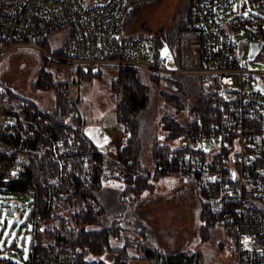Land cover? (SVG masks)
Masks as SVG:
<instances>
[{"label": "built area", "instance_id": "1", "mask_svg": "<svg viewBox=\"0 0 264 264\" xmlns=\"http://www.w3.org/2000/svg\"><path fill=\"white\" fill-rule=\"evenodd\" d=\"M153 1L0 0V55L22 49L41 50L51 61L64 66L65 93L74 102L78 86L73 73L79 67L117 65L158 74L201 75L225 104L216 107V103L207 118L201 114L190 118L176 136L180 144L169 150L168 158H157L156 168L198 189L214 219L233 224L237 238L235 264H264V87L256 85L264 69L243 65L239 44L233 37V29L250 23L256 30L254 41L264 42V19L252 21L238 14L222 18L233 0H193L192 15L179 34L175 59L167 45L156 47L152 38L141 36L124 39L121 33L120 27L132 8ZM61 28H67L65 35L71 32L73 36L62 53L34 41ZM83 137L90 144L91 156L100 153ZM63 143L60 140L57 145ZM11 147L6 144L7 156L0 160L1 180L21 179L29 163L27 150L20 149L12 156ZM58 154L55 152L59 161ZM128 174L122 156L104 154L101 183L124 179ZM61 178L67 181L66 176ZM38 209L34 195L29 264H78L77 254L40 238L46 214ZM12 250L22 254L17 246ZM9 261L0 260V264Z\"/></svg>", "mask_w": 264, "mask_h": 264}, {"label": "rangeland", "instance_id": "2", "mask_svg": "<svg viewBox=\"0 0 264 264\" xmlns=\"http://www.w3.org/2000/svg\"><path fill=\"white\" fill-rule=\"evenodd\" d=\"M184 8L185 0H155L137 6L121 33L129 35L148 31L155 35L159 31L172 28L173 22L183 15ZM234 14L252 21L262 20L264 0H233L223 12L222 18L227 19ZM66 32L67 28L54 31L48 38L49 47L54 49L61 46L67 40ZM233 37L239 44L238 53L243 65L252 69H264V47L255 59H249L251 41L257 37L255 28L246 23L238 29H233ZM166 42L164 40L161 46L166 45ZM41 68L53 75V80L59 84L60 90L66 96L64 66L51 61L41 50H15L0 58V160L5 158H1L3 151L9 150L6 148L7 142L1 136L2 131L16 136L19 127L21 139L37 130L50 141L38 149L12 144L11 152L27 150L29 165L36 152L42 154L48 149L52 161L57 165L56 171L40 183L41 186L48 187L47 207L44 211L41 210L38 185L32 184L28 193L7 191L4 185H0V260H10L11 264H29L35 223L32 199L35 195L38 199V211L46 214L41 221L45 230L39 236L42 240L57 245H64L63 238L69 230L92 232L104 228V224L99 221L84 219V212L120 217L108 236V250L100 254H88L90 259L111 262L119 253L125 256L129 264H153L155 256L145 253L150 247L169 255L201 251L205 264H231L235 258L234 242L222 233L223 228L219 225L209 229L211 238L202 240L199 234L202 195L198 189L187 185L180 177L169 173L152 176L150 180L153 184L141 190L133 187L135 182L127 179L128 176L120 180L114 179L107 184L99 181L103 161L88 153L90 144L83 134L100 151L106 150L108 154L123 158L122 147L127 132L124 125L117 120V96L110 88L119 67H97L96 69L102 71V75L92 79H81L78 69L73 73V79L78 86V96L75 102H71L76 105L82 116L79 136L87 144L84 153L76 141L74 130L66 128L63 137L53 139L50 131L40 127L36 120L26 117L25 110L33 108L30 102H34L42 110H51L54 106V89H36L33 86ZM141 73L144 81L151 86V102L140 115V133L144 143L142 166L146 171L153 172L156 168L152 160L154 142H168L177 146L180 139L165 137L168 131L163 127L162 118L167 114L173 116L172 113H175L159 93L160 89L166 86V80L160 79L158 83H154L148 78L149 73L146 70L143 69ZM256 85L264 87V76ZM66 98L68 99L67 96ZM183 113L185 112H180L181 115ZM38 118L42 119L40 115ZM42 121L44 124L51 123L48 117ZM9 122L13 125L8 126ZM60 140L64 143L58 146L57 142ZM55 152H59V161ZM95 165L100 169L97 177L93 178ZM61 176H66L67 181ZM79 180L85 185L95 180V184L100 185L95 192L97 196H85L81 201H77L75 194ZM9 181L0 179V184ZM31 211L33 216L30 215ZM220 240L225 241V244L220 245ZM14 246L19 247L22 254L12 250Z\"/></svg>", "mask_w": 264, "mask_h": 264}, {"label": "trees", "instance_id": "3", "mask_svg": "<svg viewBox=\"0 0 264 264\" xmlns=\"http://www.w3.org/2000/svg\"><path fill=\"white\" fill-rule=\"evenodd\" d=\"M192 5L193 0H185L184 13L173 22L172 28L159 31L155 35L150 34L148 31L145 33L129 35H124L122 33L123 38L130 39L136 36L152 38L156 47H160L162 43L164 44V40H166V45L170 47L172 54L176 59L177 55H174L173 50L178 51L179 34L192 15ZM135 8L136 7H133L129 12L126 20L120 27L121 31L122 29H125V26L131 20ZM50 35L51 34L44 37H37L34 41L54 53H62L66 44L73 39L70 32L67 36V40L58 48L53 49L52 47H49L48 38ZM3 56L5 55H0V58ZM96 68L97 67H79L77 72L81 79H92L95 76L100 77L102 75V71ZM142 70L143 69L131 66H121L119 67L117 76L112 79L110 85L114 95L117 96L115 105L117 120L124 125L127 132L125 143L122 147V155L126 162V166L129 169L127 179L131 180V182L134 181L135 184L133 187L140 190L149 188L153 184L150 180L152 176L156 177L164 174L159 173L157 168H155L153 172L150 170L146 171V168L142 166L144 143L141 139L140 133V115L151 102V86L144 81L143 74L141 73ZM146 71L149 73L148 78L154 83H158L160 79L166 80V86H163L159 93L167 103L172 106V110L175 111V113H172L174 114L173 116L167 114L162 118L164 124L163 127L168 131L165 137L168 139L176 138L179 131L183 130L188 125L190 118L194 115L201 114L204 118H207L216 107L225 104L224 99L219 96L217 92L212 91L211 85L203 80L202 76L199 74H158L148 70ZM33 86L36 89H54V106L51 110H42L34 102H30V105L33 108L25 110L26 117L36 120L40 127L50 131V135L53 139L63 137L66 134V128L74 130L76 141L80 145L81 152L84 153L87 149V144L79 136L82 116L76 105L66 98L64 93L60 90L59 84L53 80V75L45 68H41L38 71V78L33 82ZM180 112L185 113L181 115ZM38 115H40L42 119L38 118ZM46 117L51 120V123H43L42 120ZM9 124L8 126L13 125L11 122H9ZM17 129L18 133L16 136L14 134L3 133L2 131V138L9 144L23 145V147L27 146L31 149H38L50 141L37 130H34L33 133L21 139L19 127ZM172 147L174 146L168 142H154L152 147V160L155 166L157 158L166 159L169 157V150ZM99 152L100 153L98 154H93V156L99 161H103L106 152ZM16 153L17 150L12 153V156H15ZM6 156L7 154L3 151L1 158ZM56 169L57 165L52 161L49 150L46 149L42 154L36 152V154L33 155L32 162L27 166L24 176L21 179L10 180L9 182L0 185H4L7 191L22 193H28V188L32 184L38 185L41 196V210L44 211L47 207L46 197L48 196V187L41 186L40 183L47 176L52 175ZM99 169L100 167L97 165L94 166L93 178L97 177ZM91 181L92 182L89 181L86 185L82 184L84 183L83 181H78L79 184L75 194L77 201H81L85 196H97L95 192L100 185L95 184V180ZM200 202V237L202 240L211 238L209 235V229L215 225L221 226L223 228L222 233L230 237L234 242V255L236 257L237 238L233 224L231 222L216 221L208 209V204L201 199ZM30 215L33 216V211H31ZM83 218L91 221H99L104 224V228L100 231L92 232H86L83 230L67 231L63 238V240H65L64 245L62 246L63 251L74 252L77 254L78 264H129L125 256H122V254L119 253L111 262L104 259H90L87 256L88 254L104 253L108 250V236L115 227L116 220L120 217L118 218L117 215H103V213L94 214L93 212L88 211L83 213ZM224 244L225 241L220 240V245ZM145 253H150V255L155 256L153 264H166L168 262L205 264L204 255L201 251H186L169 255L148 247ZM8 264H11V261H9ZM231 264H235V258Z\"/></svg>", "mask_w": 264, "mask_h": 264}, {"label": "water", "instance_id": "4", "mask_svg": "<svg viewBox=\"0 0 264 264\" xmlns=\"http://www.w3.org/2000/svg\"><path fill=\"white\" fill-rule=\"evenodd\" d=\"M264 45V42L259 43L258 41H251L250 44V52H249V58L254 59L256 55L259 53V51L262 49ZM174 54L176 55V50H173Z\"/></svg>", "mask_w": 264, "mask_h": 264}, {"label": "crops", "instance_id": "5", "mask_svg": "<svg viewBox=\"0 0 264 264\" xmlns=\"http://www.w3.org/2000/svg\"><path fill=\"white\" fill-rule=\"evenodd\" d=\"M127 136V135H126ZM91 143V142H90ZM98 150H99V148L98 147H96ZM105 152H107L106 150H105Z\"/></svg>", "mask_w": 264, "mask_h": 264}]
</instances>
